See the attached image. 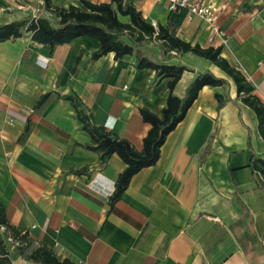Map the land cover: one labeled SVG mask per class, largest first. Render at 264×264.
Returning a JSON list of instances; mask_svg holds the SVG:
<instances>
[{
  "label": "crops",
  "instance_id": "1",
  "mask_svg": "<svg viewBox=\"0 0 264 264\" xmlns=\"http://www.w3.org/2000/svg\"><path fill=\"white\" fill-rule=\"evenodd\" d=\"M39 1L0 0V24L32 15ZM209 1L227 44L211 42L201 17L172 12L166 0L134 5L156 27L219 47L264 102V0ZM51 2L83 7L81 0ZM99 47L87 35L51 46L31 31L0 42V203L9 224L27 232L33 247L79 264H264V178L250 165L254 156L264 159V138L233 78L207 58L175 52L171 62L192 69L178 82V96L199 71L227 82L200 89L158 161L137 172L112 204L127 165L117 153L102 161L89 148L93 139L64 96H77L93 124L141 150L151 124L140 108L162 115L169 78L135 66L140 55L162 60L154 42L119 59L114 52L94 58ZM217 92L227 99L221 107ZM7 244L11 264H36L8 237Z\"/></svg>",
  "mask_w": 264,
  "mask_h": 264
},
{
  "label": "trees",
  "instance_id": "2",
  "mask_svg": "<svg viewBox=\"0 0 264 264\" xmlns=\"http://www.w3.org/2000/svg\"><path fill=\"white\" fill-rule=\"evenodd\" d=\"M83 7L70 4L67 7L54 6L51 0H44L42 9L49 11L51 15H42L34 19L32 15L0 24V42L10 38L19 37L24 31L32 32V39L55 46L71 42L79 36L87 35L96 38L100 42L99 49L94 53V58H100L110 52H114L119 59L127 54H133L136 48L147 43H156L161 50V61H154L146 56H138L135 66L137 68H152L156 74L168 79L169 93L167 104L163 108L162 115H158L147 107H141L140 113L143 119L151 124L144 137L141 150L126 138L119 137L107 126L93 124L91 116L86 113L80 99L75 95H65L69 99L81 122L83 128L91 135L93 144L89 148L100 153L102 161H105L113 153H117L126 163L115 183V190L111 196L114 204L129 186L132 177L142 168L154 165L161 153L167 135L175 129L177 124L186 116L189 107L197 98L200 89L205 85L221 86L226 79L217 76L211 70L199 71L194 81L188 86L184 96H178L175 88L186 70H192L182 63H172L176 53L192 52L209 59L227 74H229L236 86L241 100L253 108L259 119V129L264 138V102L253 92L254 85L245 74L235 66H232L221 56V49L212 46L201 47L170 33L164 25L155 27L148 21L140 10L131 3L123 0L95 3L91 0H81ZM116 4V6L114 5ZM120 15L129 16V21L121 19ZM126 35L129 40H125ZM219 107L223 106L226 98L221 93H216ZM48 97L44 95L39 104ZM251 167L262 174L264 178V159L254 156ZM85 170H77L81 173ZM6 230L2 231L1 226ZM11 234L21 240L18 249L21 254L36 264H79L69 258L61 259L54 251L45 245L33 247V241L27 232L9 224L5 209L0 203V264H11L10 249L7 237Z\"/></svg>",
  "mask_w": 264,
  "mask_h": 264
},
{
  "label": "built area",
  "instance_id": "3",
  "mask_svg": "<svg viewBox=\"0 0 264 264\" xmlns=\"http://www.w3.org/2000/svg\"><path fill=\"white\" fill-rule=\"evenodd\" d=\"M167 6L172 12H180L182 10H187L190 15H197L201 17L206 24V28L209 30V40L214 42L217 37H219L223 44L228 43V37L223 30V28L219 25L217 21V14L215 12V7L213 3L209 0H166ZM143 0H133V3L139 5ZM44 4V0H40L37 7L34 9L32 17L37 19L42 15H51L49 11L42 9V5ZM135 6V5H134ZM155 24V23H154ZM156 27V25H154ZM259 175L263 178L262 174ZM1 230L5 231L6 226L2 225ZM8 239L13 241L17 246L21 244V240L15 238L11 234L8 235Z\"/></svg>",
  "mask_w": 264,
  "mask_h": 264
},
{
  "label": "rangeland",
  "instance_id": "4",
  "mask_svg": "<svg viewBox=\"0 0 264 264\" xmlns=\"http://www.w3.org/2000/svg\"><path fill=\"white\" fill-rule=\"evenodd\" d=\"M121 19H124L123 15H120Z\"/></svg>",
  "mask_w": 264,
  "mask_h": 264
}]
</instances>
